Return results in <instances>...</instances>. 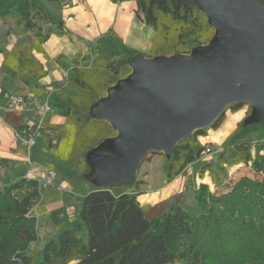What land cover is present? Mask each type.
<instances>
[{"label":"trees","instance_id":"1","mask_svg":"<svg viewBox=\"0 0 264 264\" xmlns=\"http://www.w3.org/2000/svg\"><path fill=\"white\" fill-rule=\"evenodd\" d=\"M135 2L136 18L153 30L147 58L189 54L195 47L207 44L215 34L193 0ZM8 16L13 17L16 43L4 54L2 71L10 78L20 79L26 73L44 75L45 70L33 52L48 58L42 43L51 34L64 35L65 30L53 21L55 28L42 31L41 23L52 21V17L37 0H0V20ZM8 34L9 31H4L0 37ZM62 58L58 55L54 60L59 62ZM72 71L75 77L68 78L66 85L74 89L72 102L82 108L91 104L93 96H106L108 88L121 79L122 66L117 56L103 54L94 57L90 64L73 66ZM244 106L249 110L244 102L226 108L235 112ZM223 114L224 111L211 127L217 126ZM50 128L56 144L51 145L46 139V149L63 161L116 136V130L106 121L85 122L80 114L68 116L64 134L58 127ZM206 131V128L195 130L168 154L164 166L167 182L205 153L208 146L199 138L206 136ZM148 154L164 155L160 151H147L141 162ZM216 164L218 169L214 173L210 163H204L197 173L202 178L207 172L215 188L222 185L229 188L224 183L228 180L227 166L248 165L255 178L242 181L240 186H249L243 193L232 189L218 196L200 183L195 192L198 212L185 209L180 201L162 215L149 218L148 206L137 200L142 191L138 187L141 181L136 177L129 190L113 185L95 186L82 194L77 218L69 224L58 218L59 208L50 212L55 218L48 216L47 225H56L59 233L40 255L25 251L37 239L36 220L31 211L42 189L36 181L23 177L25 167L19 169L17 161L0 157V181L5 182L0 185V264H31L34 257L41 264H264V137L257 141L237 138L218 154ZM8 171L18 177L3 180Z\"/></svg>","mask_w":264,"mask_h":264},{"label":"water","instance_id":"2","mask_svg":"<svg viewBox=\"0 0 264 264\" xmlns=\"http://www.w3.org/2000/svg\"><path fill=\"white\" fill-rule=\"evenodd\" d=\"M193 1L215 29L212 39L189 54L140 58L97 106L98 120L117 131L96 146L103 186L131 181L147 151L169 154L229 104L264 116V3Z\"/></svg>","mask_w":264,"mask_h":264},{"label":"crops","instance_id":"3","mask_svg":"<svg viewBox=\"0 0 264 264\" xmlns=\"http://www.w3.org/2000/svg\"><path fill=\"white\" fill-rule=\"evenodd\" d=\"M37 2L42 4L52 17V21L46 20L41 23L42 31L46 32L50 28H55L53 21H57L66 32L61 36L51 34L42 43V48L48 58H44L42 53L33 52L34 58L42 64L45 70L44 75L26 73L22 79L7 76L1 68L3 58L4 54L10 51L16 43V37L12 27L6 26L0 31V36L4 31H9L5 38L0 37V157L22 161L24 167L25 157L22 155L24 147L16 139L15 132L22 127L41 122L43 126L46 123L47 128L58 127L64 134L65 121L69 115L76 114L71 111L76 106L72 98L71 100L69 97L63 99L59 94L67 83V79L75 77L72 67L90 64L94 57L103 54L119 57L123 52H128L131 55H140L145 58L153 37V30L134 14L135 0L119 2L112 0H37ZM113 49L116 52H112ZM58 55H62L63 58L56 62L54 58ZM74 60L78 63H73ZM1 91L19 96L33 95L38 99L39 104L37 107L24 106L7 109ZM51 98L58 103L68 101L71 106L65 113L56 112L55 107L48 102ZM45 103L48 105V110L44 108ZM38 137L45 141L47 139L40 133ZM152 160V158L147 160L141 175L136 177V180L141 181L138 187L142 191L137 196V200L140 205L148 206V210H154L155 206L166 201L174 193L182 196L188 185L186 175L189 174L186 169L172 181H165L162 186L151 191L149 181L152 175L149 166ZM64 186L65 184L59 186L61 193ZM145 190L150 194H144Z\"/></svg>","mask_w":264,"mask_h":264},{"label":"rangeland","instance_id":"4","mask_svg":"<svg viewBox=\"0 0 264 264\" xmlns=\"http://www.w3.org/2000/svg\"><path fill=\"white\" fill-rule=\"evenodd\" d=\"M46 5L48 7L50 6L49 4ZM6 26L12 27V30L15 28L12 16H8L7 18L0 20V31L5 29ZM17 31L21 32V30ZM24 33H27V31H24ZM112 52L116 51L113 49ZM140 58H142L140 55H131L128 52H123L119 55L118 62L122 66L120 80H124L131 73L132 66L137 64L141 60ZM4 93L7 92H3L2 94ZM8 94L11 96H19L10 93ZM59 94L61 98L66 99L69 97L71 100L74 95V89L72 87H68L65 83L63 90L59 92ZM27 96L30 95L22 97ZM106 96H93L91 104L89 106H85L82 108L74 106L71 111L76 114H80L85 121L98 119L100 116V107L97 106L103 104ZM48 102L49 104L53 105V107H55L56 112L63 111L65 113L68 107L71 106V103L68 101L58 103L54 102V99L52 98ZM248 107L249 110L246 106H244L240 110H237L235 112H233L231 109L225 108L224 114L222 118H220L217 126H209L206 128V136L201 137L200 142L210 147L211 152L208 154H202L198 161L186 168L187 172L189 171V174L186 175L188 185H186V190L183 191V195L181 196V194L179 193H174L169 196L166 201L162 202L158 206H155L153 208L154 210H147L146 215L148 218L162 215L164 212L168 211L171 207L178 204L180 201L183 203V207L185 209L191 210L193 212H198L195 192L196 189H198L200 183L206 184L209 191L212 192L211 194H215L216 196H218V194L226 195L231 192L232 189L233 191L235 189V193H243L249 189V186H247L246 184L240 186L242 181L249 182L255 178L254 173L251 171L248 165L240 164L226 167V170L228 172V180H225L224 183L227 184L229 188L225 187V185L215 188L213 185L214 180H211L212 178L207 172L204 173V176L202 178H199L197 175L199 167H201L204 163H210L213 173L217 171L218 167L216 164V160L218 154H220L221 151L224 150V147L227 144L232 143L237 138L249 137L256 141L263 139L264 116L255 115L253 109L249 105ZM44 142V139L37 137L35 144L30 148V158L33 162L52 170L54 175V184H38L39 188L44 191L41 190L40 199L31 211L34 214L36 220L35 227L37 239L28 245L27 250L25 251V253L28 254L31 252H37L41 255L43 251L50 247L51 242L57 237L59 228L56 227V225H47L48 216L54 217L53 214L50 215V212L52 210L60 207L59 210H57L60 211L58 218L63 220V223L67 225L73 219L77 218L78 209L80 207L82 198L78 195L87 192L95 186L104 185L102 178L97 176V170H99L98 166L100 165L101 160H96L100 157V155H98L96 152V147L87 149L80 156H71L70 159L63 161L52 156L48 152V150L45 149L46 146ZM22 149V155L25 157V149ZM163 154V156L158 154H148V158L141 162L137 172L133 176V179L141 175L144 166H146L147 164V160L149 161L150 158H152L153 160L152 162H150L149 166L152 175V179L151 181H149V190L151 189V191H154L155 188L162 186V184L166 181L164 175V166L168 158V154ZM17 165H19V169L24 168V164L22 163V161H17ZM141 165L142 168H140ZM17 177L18 176L15 172L8 171L5 172L2 179L10 181L16 179ZM23 177L29 179L25 176V168ZM132 180L115 184L113 186L130 189L132 187ZM4 183V181H0V185ZM63 184H65V186L62 192V196L59 186H62ZM146 190L143 191V193L146 195L150 194V192ZM37 209H41V212H38ZM34 259L35 257L31 261V264H41L40 260L38 262H35ZM172 264L180 263L174 262Z\"/></svg>","mask_w":264,"mask_h":264},{"label":"built area","instance_id":"5","mask_svg":"<svg viewBox=\"0 0 264 264\" xmlns=\"http://www.w3.org/2000/svg\"><path fill=\"white\" fill-rule=\"evenodd\" d=\"M5 107L7 109H15L24 106L37 107L39 104L38 99L35 96H11L8 93H4ZM44 108L48 110V105L45 103ZM43 134L50 140L51 145L56 144L55 133L52 129L44 127L42 123L36 125H28L18 129L15 132L16 139L25 149V176L29 179L36 181L40 185H53L54 175L51 169L43 167L37 163H34L30 158V148L35 144L38 134ZM210 147L205 149V153H210Z\"/></svg>","mask_w":264,"mask_h":264}]
</instances>
